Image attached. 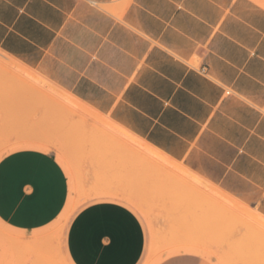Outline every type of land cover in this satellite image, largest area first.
I'll list each match as a JSON object with an SVG mask.
<instances>
[{
	"label": "crops",
	"instance_id": "crops-1",
	"mask_svg": "<svg viewBox=\"0 0 264 264\" xmlns=\"http://www.w3.org/2000/svg\"><path fill=\"white\" fill-rule=\"evenodd\" d=\"M0 51L264 217V6L255 0H0ZM69 197L50 152L0 159V221L24 233ZM70 264H141L126 205L90 203L65 236ZM161 264H199L178 256Z\"/></svg>",
	"mask_w": 264,
	"mask_h": 264
},
{
	"label": "rangeland",
	"instance_id": "rangeland-1",
	"mask_svg": "<svg viewBox=\"0 0 264 264\" xmlns=\"http://www.w3.org/2000/svg\"><path fill=\"white\" fill-rule=\"evenodd\" d=\"M21 149L55 156L68 179V203L51 225L32 232L0 221V264H70V219L103 201L126 205L141 221V264L178 256L264 264L263 216L0 51V159Z\"/></svg>",
	"mask_w": 264,
	"mask_h": 264
},
{
	"label": "bare ground",
	"instance_id": "bare-ground-1",
	"mask_svg": "<svg viewBox=\"0 0 264 264\" xmlns=\"http://www.w3.org/2000/svg\"><path fill=\"white\" fill-rule=\"evenodd\" d=\"M63 216V215H62ZM156 264V263H155Z\"/></svg>",
	"mask_w": 264,
	"mask_h": 264
}]
</instances>
